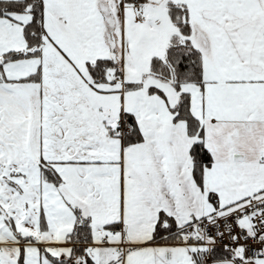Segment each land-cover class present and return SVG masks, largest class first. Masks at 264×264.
Returning <instances> with one entry per match:
<instances>
[{
    "label": "snow or ice",
    "instance_id": "6c2138e0",
    "mask_svg": "<svg viewBox=\"0 0 264 264\" xmlns=\"http://www.w3.org/2000/svg\"><path fill=\"white\" fill-rule=\"evenodd\" d=\"M0 264H264V0H0Z\"/></svg>",
    "mask_w": 264,
    "mask_h": 264
}]
</instances>
